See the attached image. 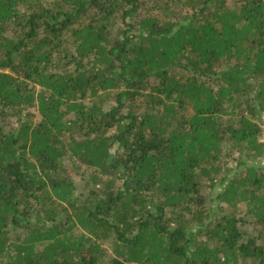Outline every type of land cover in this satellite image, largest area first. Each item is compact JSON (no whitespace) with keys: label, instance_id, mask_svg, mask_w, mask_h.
I'll return each instance as SVG.
<instances>
[{"label":"trees","instance_id":"obj_1","mask_svg":"<svg viewBox=\"0 0 264 264\" xmlns=\"http://www.w3.org/2000/svg\"><path fill=\"white\" fill-rule=\"evenodd\" d=\"M262 112L264 0H0V264H264Z\"/></svg>","mask_w":264,"mask_h":264},{"label":"built area","instance_id":"obj_2","mask_svg":"<svg viewBox=\"0 0 264 264\" xmlns=\"http://www.w3.org/2000/svg\"><path fill=\"white\" fill-rule=\"evenodd\" d=\"M261 121H262V127L264 129V112H262V114H261ZM262 163L264 164V159H263Z\"/></svg>","mask_w":264,"mask_h":264},{"label":"rangeland","instance_id":"obj_3","mask_svg":"<svg viewBox=\"0 0 264 264\" xmlns=\"http://www.w3.org/2000/svg\"><path fill=\"white\" fill-rule=\"evenodd\" d=\"M31 111L34 112V113L37 112L36 109H32ZM217 191H218V190L216 189V192H217ZM211 197H214V196H211Z\"/></svg>","mask_w":264,"mask_h":264}]
</instances>
